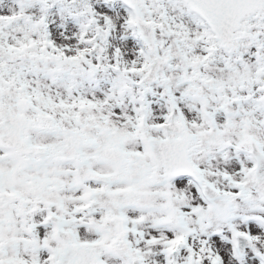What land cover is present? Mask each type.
I'll use <instances>...</instances> for the list:
<instances>
[{"label": "snow or ice", "instance_id": "obj_1", "mask_svg": "<svg viewBox=\"0 0 264 264\" xmlns=\"http://www.w3.org/2000/svg\"><path fill=\"white\" fill-rule=\"evenodd\" d=\"M0 264H264V0H0Z\"/></svg>", "mask_w": 264, "mask_h": 264}]
</instances>
